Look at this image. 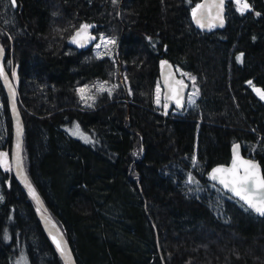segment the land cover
Here are the masks:
<instances>
[{"label": "trees", "instance_id": "16d2710c", "mask_svg": "<svg viewBox=\"0 0 264 264\" xmlns=\"http://www.w3.org/2000/svg\"><path fill=\"white\" fill-rule=\"evenodd\" d=\"M200 2L0 0L6 66L19 64L26 170L78 264H264V217L208 179L236 142L264 173L254 90H264V0H246L243 13L229 0L226 27L208 31L193 21ZM85 24L116 38L112 56L69 45ZM165 61L200 80L188 109L154 103ZM95 81L111 91L83 104L79 87ZM76 125L92 142L72 135ZM13 135L0 82V150L11 153ZM2 167L0 264H15L22 245L31 264H64Z\"/></svg>", "mask_w": 264, "mask_h": 264}, {"label": "water", "instance_id": "95a60500", "mask_svg": "<svg viewBox=\"0 0 264 264\" xmlns=\"http://www.w3.org/2000/svg\"><path fill=\"white\" fill-rule=\"evenodd\" d=\"M213 2H218V0H202L200 2L201 4H211ZM228 2L229 0H224V5H223V11H222V18H223V26H220L218 21H213V23L216 25L212 28H217V29H224L227 25V7H228ZM202 12H205V16H208V12L204 9H201ZM216 15V9H212L211 10V16H215ZM194 19V18H193ZM205 23H207V19H205L204 21ZM195 25L197 26V28L202 29V30H210L211 28H201L199 25L196 24L195 20H194ZM80 28H78L74 34L69 38L68 43L70 46H72L73 48H78V49H90L93 47V45L96 43V41L98 40V34L94 31L93 27L89 28L88 30V34L92 37H95V39L89 40L87 43L84 44V46H80V44L77 43H73L72 41V37L76 35V32L79 30ZM7 52L5 49V46L3 45L1 39H0V82L3 86V89L5 91V94L7 96L8 99V103H9V107H10V111H11V115H12V121H13V131H14V135H13V147H12V151L11 153L7 152V151H3L0 150V153H7V161H8V168H5L4 165L2 163H0L5 169H9L12 171V173L14 174L18 184L20 185V187L22 188V190L24 191V193L26 194V196L28 197L29 201L32 203L33 208L37 214V217L43 227V229L45 230L46 234L48 235L49 239L51 240L52 244L55 246L59 256L61 257L62 261L64 264H69V262L65 259V256L60 252V250L56 247V242L52 239L53 236H56L57 239H62L65 243V247L69 250L70 252V256H71V261L72 264H78L76 257L74 255V252L71 248L70 242L67 239L63 229L61 228V226L59 225V223L56 221V219L53 217V215L51 214L48 206L46 205V203L44 202L42 196L40 195L39 191L36 189L35 185L32 183L27 170H26V166H25V162H24V154H23V148H24V138H25V123H24V119H23V115H22V111L19 105V87H20V77H19V64H16L14 68H10V71L7 69L6 66V60H7ZM168 65L171 66V73L172 75L169 76V69L164 67L162 63L161 68H160V83H161V87L163 89V98L164 100L167 102V104L169 106H174L176 109L178 110H183L186 107V103H187V95L189 92V86L186 82H184V84L186 85V87H184L181 90V95H182V100H181V104L178 106L175 103V100L173 99H169L167 98L168 96L171 95L170 89L168 87L169 84L172 85L173 88H176V84L175 81H178V75H177V71H176V67L173 65V63H171L170 61H166ZM6 77V79H5ZM167 78V79H166ZM257 88L262 89L261 86H258ZM263 90V89H262ZM256 92V91H255ZM14 93V95H13ZM257 94V92H256ZM17 122H19L20 128L22 129L21 132V137H20V143H21V149H20V162L18 164L17 162V149H16V144H17V135H16V131H17ZM236 145H239V156L240 158H242L243 160H249L252 161L256 164L259 165L260 168V172L262 175H264L263 173V169L262 166L260 164V162L257 159L251 158L247 155H245L243 153L242 150V145L239 142H236L233 146H232V158L230 160L229 163L227 164H216L215 166H213L208 173V179L218 185L220 188H222L226 193L230 194L232 197L242 201L248 208H250L245 201H243L240 197H237L230 189L225 188L220 182L219 180H213L211 178V173L213 171V169L215 168H219V167H223V168H230L232 166V161L235 159L236 157V153L234 151V148ZM143 152V151H142ZM23 173L24 176L27 177V180L31 183L32 187L36 190V193L39 196V200L40 203L38 204L36 199H34L32 197V195L30 194L24 179L21 178L20 173ZM242 172V170H241ZM256 215H258L259 217H264V215L257 213L256 211H254L252 208H250Z\"/></svg>", "mask_w": 264, "mask_h": 264}, {"label": "snow or ice", "instance_id": "6c2138e0", "mask_svg": "<svg viewBox=\"0 0 264 264\" xmlns=\"http://www.w3.org/2000/svg\"><path fill=\"white\" fill-rule=\"evenodd\" d=\"M11 3H15V0H11ZM236 3L239 5V11L241 13L247 11L250 8V5L246 2L241 3V0H236ZM224 0H218V2H213L211 4H201L197 5L195 9H193L192 15L197 25L201 28H212L216 26L213 21H218L220 26H223V11ZM201 9H204L208 12V16H205V12H202ZM216 9V15L211 16V10ZM205 19H207V23H205ZM91 25L85 24L80 27V29L76 32V35L72 37L73 43L80 44V46H84L89 40L95 39L88 34L89 28ZM106 44H114L115 41L108 40L105 42ZM97 48L100 47L99 44L96 45ZM243 54H241L238 59L242 60ZM164 67L169 69V76L172 75L170 69L171 66L167 64L165 61L163 64ZM6 79V77H5ZM167 79V78H166ZM190 80L195 81V77H189ZM176 88H173L171 84L168 85L171 95L167 98L175 100V103L179 106L181 104L182 95L181 90L186 87L183 80L175 81ZM251 85V81H249ZM111 91V89H106L105 85L101 84L98 86V91ZM257 94L264 99V90L255 88L254 89ZM82 99L84 97L85 89H80ZM156 103H160V89L157 87L156 90ZM198 91L193 92V96L197 95ZM14 95V93H13ZM91 98V97H89ZM194 103V99L191 101ZM72 135L82 137L86 142H92L90 137L84 135L79 125H76L74 129L70 130ZM22 129L20 128L19 122H17V162H20V137H21ZM236 153L235 159L232 161V166L230 168H215L211 173V178L213 180H219V182L225 187L230 189L237 197H240L246 204L252 208L257 213L264 215V175L261 174L259 165L249 161L243 160L239 156V145H236L234 148ZM7 153H0V163L4 165L5 168H8V161L6 159ZM242 170V172H241ZM21 178L24 179V182L34 199H36L37 203H40L39 196L36 193V190L32 187L31 183L27 180V177L20 173ZM192 181V178L189 177V182ZM52 239L56 242V247L60 250V252L65 256V259L72 264L71 256L69 250L65 247V243L62 239H57L56 236H53Z\"/></svg>", "mask_w": 264, "mask_h": 264}, {"label": "rangeland", "instance_id": "374dc122", "mask_svg": "<svg viewBox=\"0 0 264 264\" xmlns=\"http://www.w3.org/2000/svg\"><path fill=\"white\" fill-rule=\"evenodd\" d=\"M108 40H112V41H115L116 43V38L112 37V36H109V35H105V34H100L98 36V40L96 41V43L93 45L92 47V50L94 51V55L97 56V57H103V56H112L114 54V44H106L105 42L108 41ZM99 44L100 47L97 48L96 45ZM117 45V43H116ZM12 62V60H11ZM15 63L14 65H10L11 68H14L15 67ZM177 67V66H176ZM177 73H178V77L180 80H183V82H186L188 83L189 85V92H188V95H187V103H186V109H188L189 106H192L196 103V101L198 100V98L200 97V91H201V84H200V80L198 78V76L192 72V71H189V70H184L182 69L181 67H177ZM189 77H195V81L193 83L192 80L189 79ZM105 85V88L106 89H110L111 86L106 83V82H101V81H95L94 83L93 82H90L88 83V85H81L79 87V90H78V95H79V98L80 100H82L83 104H86L87 102H89L90 104H92L94 101H97L99 96H103V92L105 91H98V86L99 85ZM157 87H159L160 89V103L157 104L156 103V90H157ZM85 89V92H84V97L82 99V96H81V92H80V89ZM194 91H198V94L193 96V92ZM94 92H97L98 94L94 93ZM89 97H93L94 99L92 100H89L88 98ZM192 99H194V103H192ZM164 98H163V89L162 87H160V85H157L155 87V105L156 106H162V103L164 102ZM166 102V101H165ZM167 103V102H166ZM75 128V127H74ZM72 128V129H74ZM81 130V129H80ZM81 132L86 135L87 133H85L83 130H81ZM81 139H83L82 137L80 136H77ZM15 264H31V261L29 259V256H28V252H27V248L25 245H22V248L20 250V253L19 255L17 256L16 260H15Z\"/></svg>", "mask_w": 264, "mask_h": 264}, {"label": "bare ground", "instance_id": "6f19581e", "mask_svg": "<svg viewBox=\"0 0 264 264\" xmlns=\"http://www.w3.org/2000/svg\"><path fill=\"white\" fill-rule=\"evenodd\" d=\"M240 201V200H239ZM240 202H242V201H240ZM243 203V202H242Z\"/></svg>", "mask_w": 264, "mask_h": 264}, {"label": "flooded vegetation", "instance_id": "af4514ba", "mask_svg": "<svg viewBox=\"0 0 264 264\" xmlns=\"http://www.w3.org/2000/svg\"><path fill=\"white\" fill-rule=\"evenodd\" d=\"M9 172H11L10 170H8Z\"/></svg>", "mask_w": 264, "mask_h": 264}, {"label": "crops", "instance_id": "0c3cea01", "mask_svg": "<svg viewBox=\"0 0 264 264\" xmlns=\"http://www.w3.org/2000/svg\"><path fill=\"white\" fill-rule=\"evenodd\" d=\"M199 5H200V3H199Z\"/></svg>", "mask_w": 264, "mask_h": 264}]
</instances>
